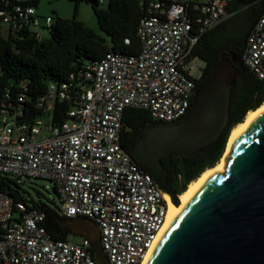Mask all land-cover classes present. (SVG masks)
<instances>
[{
	"label": "built area",
	"instance_id": "1",
	"mask_svg": "<svg viewBox=\"0 0 264 264\" xmlns=\"http://www.w3.org/2000/svg\"><path fill=\"white\" fill-rule=\"evenodd\" d=\"M25 1L0 9V25L6 34L27 29L39 38L31 27L48 28L55 18L38 16ZM136 1L143 10L138 50L110 52L78 71L66 120L44 121L53 100L65 97L64 83L48 85L33 122H19L18 113L4 110L0 116V174L18 182L50 181L59 214L94 220L109 264H142L169 204L165 191L123 147V112L145 109L152 120L163 122L185 114L203 67L190 50L201 34L232 15L227 10L232 0ZM240 60L264 81V13L248 32ZM42 219V212L27 210L0 190V264H96L84 237L52 239Z\"/></svg>",
	"mask_w": 264,
	"mask_h": 264
},
{
	"label": "trees",
	"instance_id": "2",
	"mask_svg": "<svg viewBox=\"0 0 264 264\" xmlns=\"http://www.w3.org/2000/svg\"><path fill=\"white\" fill-rule=\"evenodd\" d=\"M70 1L74 2L76 13L78 3L84 0ZM38 2L26 0L24 3L36 8ZM14 4L15 0H0V9L10 10ZM99 4L91 5V8L103 36L75 19V14L72 18L55 17L54 23L45 28L48 36L42 39L27 29L3 36L0 25V116L4 110L8 115L18 113L19 122H33L41 113L37 103L46 94L48 85L64 83L67 86L65 97L55 98L50 112L51 123H61L74 105L78 71L110 52L132 54L138 50L136 28L143 10L137 1L108 0L105 6ZM227 10L232 15L201 34L190 50L191 56L203 62L202 72L195 81L196 87L206 81L220 55L235 56L232 62L235 76L229 80L227 122L217 138L195 151L173 152L160 159L167 182L178 195L191 180L219 160L232 127L241 122L248 110H254L264 100V81L257 79L240 60L248 32L264 13V0H232ZM124 38H128L127 44ZM152 121L145 109L127 107L122 118L123 147L129 150L134 131ZM20 183L0 174V190L14 202H22L27 210L42 212L41 224L52 239H67L73 235L63 225L68 217L59 214L57 206L41 202L39 198L23 197L18 190ZM90 252L93 255L91 248Z\"/></svg>",
	"mask_w": 264,
	"mask_h": 264
},
{
	"label": "water",
	"instance_id": "3",
	"mask_svg": "<svg viewBox=\"0 0 264 264\" xmlns=\"http://www.w3.org/2000/svg\"><path fill=\"white\" fill-rule=\"evenodd\" d=\"M234 59L220 55L185 114L142 124L131 137L129 154L173 201L178 194L160 159L195 151L218 137L228 118ZM63 225L88 241L96 264H109L93 219L68 217ZM145 264H264V110L233 138L221 170L209 173L168 222Z\"/></svg>",
	"mask_w": 264,
	"mask_h": 264
},
{
	"label": "rangeland",
	"instance_id": "4",
	"mask_svg": "<svg viewBox=\"0 0 264 264\" xmlns=\"http://www.w3.org/2000/svg\"><path fill=\"white\" fill-rule=\"evenodd\" d=\"M107 1L108 0H102V2L99 5L105 6L107 4ZM35 12L38 16L41 17L51 16L52 18L55 17L72 18L73 15L75 14V19L81 21L85 26L93 30L96 34L103 36V33L98 28L96 17L92 11L91 5L85 1H80L78 3L75 13V6L73 1L39 0ZM42 27L45 26L31 27V30H36L37 33H39V38L41 39L48 36V31ZM1 33L3 34V36L6 35L5 25L1 26ZM44 121L47 124L51 123L50 113L44 114ZM228 137L226 140L224 151L226 149ZM18 190L23 195V197H27V198L32 197L34 199L39 198L41 202L47 203L53 207L58 206L57 194L54 191L53 185L50 181L42 180L38 178L24 179L19 184ZM67 239H69L70 241L77 242L80 240V236L70 235Z\"/></svg>",
	"mask_w": 264,
	"mask_h": 264
},
{
	"label": "bare ground",
	"instance_id": "5",
	"mask_svg": "<svg viewBox=\"0 0 264 264\" xmlns=\"http://www.w3.org/2000/svg\"><path fill=\"white\" fill-rule=\"evenodd\" d=\"M264 110V100L262 103L256 107L254 110H248L246 114L244 115L241 122L237 123L232 127V129L229 132V137L226 145V149L224 151V154L222 157L210 168L204 169L195 179L191 180L187 185L185 190L178 195L177 200L173 201L171 196L168 195L166 192H164L165 197L168 199V210L165 218V222L163 223L160 231L158 232L157 239L163 232L165 226L168 224V222L174 218L175 214L182 208V206L187 202V200L191 197V195L196 191V189L199 187V185L202 183V181L206 178V176L211 172H218L221 170V167L223 165V160L225 155L227 154L229 145L233 138L239 133L244 126L260 111ZM156 239V241H157ZM155 244V243H154ZM154 246V245H153ZM153 246L150 248L148 253L146 254V257L142 264H145Z\"/></svg>",
	"mask_w": 264,
	"mask_h": 264
},
{
	"label": "flooded vegetation",
	"instance_id": "6",
	"mask_svg": "<svg viewBox=\"0 0 264 264\" xmlns=\"http://www.w3.org/2000/svg\"><path fill=\"white\" fill-rule=\"evenodd\" d=\"M202 68H203V67H202ZM197 87H198V86H197ZM197 87H196V88H197ZM170 154H171V153H170ZM167 156H168V155H167Z\"/></svg>",
	"mask_w": 264,
	"mask_h": 264
}]
</instances>
